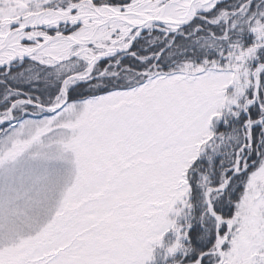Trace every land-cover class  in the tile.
<instances>
[{
  "label": "snow or ice",
  "instance_id": "6c2138e0",
  "mask_svg": "<svg viewBox=\"0 0 264 264\" xmlns=\"http://www.w3.org/2000/svg\"><path fill=\"white\" fill-rule=\"evenodd\" d=\"M0 264H264V0H0Z\"/></svg>",
  "mask_w": 264,
  "mask_h": 264
}]
</instances>
